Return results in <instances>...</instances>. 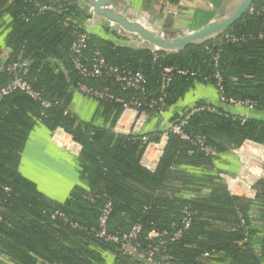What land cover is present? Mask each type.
<instances>
[{"label":"trees","instance_id":"16d2710c","mask_svg":"<svg viewBox=\"0 0 264 264\" xmlns=\"http://www.w3.org/2000/svg\"><path fill=\"white\" fill-rule=\"evenodd\" d=\"M167 1L176 3L180 0ZM252 7L255 12H246L227 29L226 33L241 41L222 43L219 69L228 97L260 102L264 99V37L259 38L264 31V0H254ZM0 10V15L5 14L11 19L6 38L10 52L0 71V88L14 76H19L39 94L41 101L51 103V107L44 110L40 100L22 92L0 100V200L3 203L0 250L11 255L17 264H35L37 258L47 264H73L74 261H77L74 264H91L85 259L92 257V252L86 247L72 249L69 243L64 245L62 242L66 237L102 248L113 245L94 241L58 219L51 220L50 216L54 211H60L70 221L91 227L95 225L104 201L109 199L112 204L111 232L126 231L137 223L144 233L168 230L179 220L181 209L190 207L193 214L190 228L166 249L172 264H201L198 258L204 252L223 253L233 264L251 262L245 250L247 244L238 245L249 224L247 214L251 200L231 195L222 178L216 177L209 178L207 195L193 198L177 196L166 187L175 180L188 184V174L179 168L182 163L198 169L217 170L210 157L199 152L189 141L169 135L156 169L150 172L140 165L145 144L139 136L114 133L110 127H95L68 111L72 88L77 82L83 81L98 89L108 85L112 93L122 97L127 95L112 81H86L72 70L68 50L74 28L65 22L69 18L83 19V12L77 9L75 1L0 0ZM214 43L213 40L203 45H189L176 55H168L133 50L93 35L90 48L99 51L111 65L141 72L150 97L160 95L164 67L195 73V77L174 76L166 89L169 106L185 94L194 80L214 84L212 62L205 51V47ZM23 63L28 65L16 68ZM9 69L13 70L10 72ZM101 104V115L110 126L118 119L121 107L115 103ZM217 110L218 113L204 111L192 115L185 132L205 137L206 144L217 154L238 148L245 141L264 144V118L242 121L221 105ZM42 111L43 117L40 116ZM33 118L37 121L40 118L38 122L50 130L63 128L82 148L80 172L88 182V190L74 193L63 205L48 202L16 170L18 154L34 124ZM255 190L256 199L260 198L264 203V179L256 183ZM241 219L246 221L245 225L241 224ZM117 254V263L128 258Z\"/></svg>","mask_w":264,"mask_h":264},{"label":"crops","instance_id":"0c3cea01","mask_svg":"<svg viewBox=\"0 0 264 264\" xmlns=\"http://www.w3.org/2000/svg\"><path fill=\"white\" fill-rule=\"evenodd\" d=\"M233 1L219 0L220 5L210 6L208 0H180L176 3H171L167 0H124L123 5L130 14L139 15L151 26L158 28L164 26L169 31L180 29L181 31L190 32L209 24L224 7ZM106 9L119 13L110 2L107 4ZM2 15H0V71L4 69L10 52V48L6 45V38L11 19L5 14ZM215 20L223 21L224 19ZM132 22L138 24L145 31L152 33L148 23L145 21L135 19ZM93 32L96 37L112 42L109 30L98 25L93 28ZM157 37L164 38L162 36ZM140 38L144 43L141 46L154 51L163 50L142 37ZM128 48L138 50L131 47ZM23 65L26 66L28 63L16 65V68H21ZM12 70L9 69L10 72ZM198 103L220 106L218 104V92L213 83L194 80L192 86L185 94L173 104L167 106L162 115L152 116L144 122L140 134L147 135L153 141L152 143L155 144L151 146L145 157L142 156L140 165L146 167L150 172L156 169L162 154H159V150L162 152L167 143L162 138L163 133L167 129V124L174 121L173 119L185 115ZM225 108L231 115L242 119H259L264 116V113L260 110H248L241 107ZM67 109L82 122L90 123L95 127H110L114 132L115 123L108 126L109 122L105 121L101 115L102 104L90 97L73 91ZM33 121L34 124L27 132L23 147L18 154L16 170L22 178L32 183L36 191L48 202L53 205H63L74 193H83L82 191L88 190V185L82 183L84 179L81 177L80 172L82 148L63 128L56 127L50 130L44 124L38 122L37 119L33 118ZM126 122L129 124L131 118L127 119ZM235 149L230 148L227 152L218 154L214 163L215 169H217L215 171H208L206 167L198 169L183 163L180 164L179 168L188 174V184L181 180H175L173 183L167 184L166 187L177 196L187 195L193 198L197 195H207L210 188V177L221 178L222 174L237 175L240 172L241 166ZM238 188L242 189L241 187ZM247 217L252 230V235L246 243L247 247L245 249L247 257L251 258V262L248 264H264V203L260 198L251 199ZM66 238V241L62 242L64 245L68 246L69 243L72 249L86 247L92 252L93 256L85 259L87 263L89 261L91 264H146L129 257L117 263L119 256L113 246L102 248L100 245L91 243L85 245L80 239L75 237L68 236ZM206 253L208 252H204L198 258L199 263L233 264L231 259L223 253L205 256ZM35 261H37L35 264L43 263L38 258ZM0 264L17 263L11 255L0 250Z\"/></svg>","mask_w":264,"mask_h":264},{"label":"built area","instance_id":"2783aa9c","mask_svg":"<svg viewBox=\"0 0 264 264\" xmlns=\"http://www.w3.org/2000/svg\"><path fill=\"white\" fill-rule=\"evenodd\" d=\"M40 9L43 10L44 7ZM262 11L264 12V10ZM247 12H255L252 5ZM67 24H72L74 28L73 40L68 50V58L71 68L77 76L86 81L100 80L103 83L112 81L117 84L121 92L127 95L122 97L112 93L108 85L98 89L83 81L77 82L72 90L100 103L107 102L120 105L121 113L114 124V132L139 136V139L145 144V150L142 154L145 157L148 150L155 143H152L153 141L148 136L140 134L144 122L152 116L162 115L167 109L166 89L175 75L195 77V73L174 67H164L161 73L160 95L158 97H150L145 90L146 79L141 72L111 65L103 59L99 51L90 48V41L94 33V26L90 20L82 19L78 21L69 18L65 22V25ZM263 37L264 31L259 34V38ZM214 41V45L205 47V51L210 56L213 66V79L218 92V104L224 107H241L248 110H260L264 112V99L260 102L242 100L228 97L224 93L223 77L219 69L222 43H237L241 39L225 32ZM16 92H22L34 100H40L39 94L32 89L26 80L19 76H14L5 86L0 88V100ZM41 107L44 110L48 109L51 107V103L42 100ZM204 111L218 113L217 107L208 103L194 105L185 115L167 124V129L163 133L162 138L167 142L169 135H175L182 140L189 141L199 152L210 157L213 163H215L218 154L206 144L205 137L200 135L191 136L185 132L190 117ZM40 116H44L43 111ZM129 118H131V122L128 124L126 121ZM38 121H41L40 118ZM261 150H264V144H258L252 141H245L240 147L235 149L241 166L240 172L237 175H221L231 195L249 200L255 198V185L259 180L264 179V152L261 153ZM162 152L159 150V154ZM144 168L147 169L146 167ZM255 169L257 173L254 172ZM2 211L3 203L0 200V224L3 219ZM111 213L112 204L109 199H106L99 211L95 225L91 227L82 226L70 221L60 211H54L50 219H58L73 229L89 235L94 241H101L102 243L115 246L120 256L136 259L146 264H172L166 254L167 246L177 242L190 228L193 215L190 207L184 206L180 211L179 220L172 223L170 229L163 231L152 230L144 233L142 226L138 223L131 225L126 231L111 232L109 230ZM245 223L246 221L241 219V224L245 225ZM244 235V239L238 242L239 246L246 244L252 235L249 224L245 227ZM145 242L147 244H144ZM213 254L214 252H210L206 253L205 256Z\"/></svg>","mask_w":264,"mask_h":264},{"label":"water","instance_id":"95a60500","mask_svg":"<svg viewBox=\"0 0 264 264\" xmlns=\"http://www.w3.org/2000/svg\"><path fill=\"white\" fill-rule=\"evenodd\" d=\"M109 2L114 5L119 13H115L106 9V6ZM253 2L254 0H234L229 5L224 7L222 11L218 13V15H216V17H219L218 19H220L225 16L227 10L232 8L233 11L225 20L217 21L215 20L217 18L214 17L209 24L190 32L181 31L180 29L169 31L164 26L160 28L151 26L145 19H143L139 15L136 16L130 14V12H128L123 5L124 0H91L92 18L90 19V22L94 27L100 25L103 20H106L107 22H109V24L111 22L118 23L126 31L137 33L144 40L149 41L150 43L162 48L163 50L152 51L151 49L144 46L138 48H134L131 46V48L138 50H140V48H145L154 53L160 52L172 55L178 54L186 46L203 45L204 43L213 41L216 38L220 37L234 22L240 19L248 11ZM208 4L210 6L220 5L219 0H208ZM135 19H141L148 23L150 29L152 30V33H154L155 35L145 31L138 24L133 23L132 20ZM110 27H112L111 24ZM119 35L125 37L124 35ZM157 36H162L164 38H159ZM261 118H264V116ZM82 183L84 185H88V182L86 180H82Z\"/></svg>","mask_w":264,"mask_h":264},{"label":"rangeland","instance_id":"374dc122","mask_svg":"<svg viewBox=\"0 0 264 264\" xmlns=\"http://www.w3.org/2000/svg\"><path fill=\"white\" fill-rule=\"evenodd\" d=\"M76 3V7L80 12H83V15H81L84 20H90L92 18V13H91V0H74ZM107 30L110 31L111 33V40L115 45H120V46H124V47H134V48H138L141 47V45H136L134 43H132L131 38H129L128 36H120L119 34L123 35L121 32H119L118 30L110 27L109 22H107L106 20H103L101 22V24L99 25ZM119 33V34H118ZM140 50H147L145 48H140ZM150 51V50H148ZM151 52V51H150ZM171 55V54H169ZM172 55H176V54H172ZM255 173H257V170H254Z\"/></svg>","mask_w":264,"mask_h":264},{"label":"bare ground","instance_id":"6f19581e","mask_svg":"<svg viewBox=\"0 0 264 264\" xmlns=\"http://www.w3.org/2000/svg\"><path fill=\"white\" fill-rule=\"evenodd\" d=\"M232 8H230L229 10H227V13L225 14L224 17L220 18V19H226L227 17L230 16V13L232 12ZM91 12H92V8H91ZM219 17H217L218 19ZM111 22V21H110ZM112 28L118 30L119 32H121L124 36H128L129 38H131L132 40V43L136 44V45H144V43L142 42L141 38L139 37V35L135 32H128L126 31L121 25H119L118 23H115V22H111L110 23ZM154 51V50H152ZM261 153L264 152V150H261L260 151ZM263 156H264V153H263Z\"/></svg>","mask_w":264,"mask_h":264}]
</instances>
